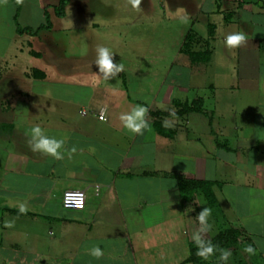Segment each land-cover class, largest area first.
<instances>
[{
    "label": "crops",
    "instance_id": "1",
    "mask_svg": "<svg viewBox=\"0 0 264 264\" xmlns=\"http://www.w3.org/2000/svg\"><path fill=\"white\" fill-rule=\"evenodd\" d=\"M58 1L0 0V128L2 143L11 144L0 171V264H167L168 256L169 264H198L184 263L193 234L210 240L228 228L263 255L264 113L234 134L216 133L208 119L215 97L189 80L209 73L218 47L237 66L222 78L247 81L237 90L258 96L264 111V0H140L135 8L131 0H90L97 7L74 14L70 0L62 17ZM58 18L64 23L55 24ZM190 32L198 48L209 49L206 63L191 64L181 52ZM240 32L245 43L227 47L226 36ZM89 44L108 47L123 71L105 80L97 54L85 51ZM174 60L172 72L166 64ZM196 100L200 112L158 118ZM137 105L148 108L142 135L120 120ZM82 109L91 114L82 116ZM101 109L105 121L96 118ZM35 125L64 141L62 158L32 150ZM177 176L213 183L214 203L195 193L185 204ZM69 189L84 191L83 209L62 208ZM204 208L210 214L201 232L197 216Z\"/></svg>",
    "mask_w": 264,
    "mask_h": 264
},
{
    "label": "rangeland",
    "instance_id": "2",
    "mask_svg": "<svg viewBox=\"0 0 264 264\" xmlns=\"http://www.w3.org/2000/svg\"><path fill=\"white\" fill-rule=\"evenodd\" d=\"M70 3V2H69ZM86 8V7H97L96 5V1L91 2L90 0L87 2L86 0H71V4L68 5V9L69 12L73 13L75 11H73L74 9H81V8ZM55 22V21H54ZM60 23L63 24L64 21L60 20V18H58L55 22V24ZM154 33V32H153ZM177 33V31H176ZM170 34H174V31L172 32L171 28L168 26V41L170 40V42L172 41V43L175 42V36ZM202 36H205L206 33L202 32L201 33ZM45 41V45L48 44V39L44 40ZM156 44H158L159 42L157 40ZM63 46L61 44L60 47H57V49H63ZM96 45L94 44H89L87 46V48L85 49V51H87V53L89 54H93L96 55L97 54V46L95 48ZM49 47V46H48ZM65 47V46H64ZM160 47V46H159ZM163 49V48H162ZM175 48L169 46L168 48H166V52H168V56L169 59H171V56L173 55V52ZM73 50V49H71ZM180 51V48H179ZM178 52H176L177 54ZM182 54V53H181ZM98 55V54H97ZM213 57H211L210 59V64H209V68H208V72L205 77H200L195 75L193 78H191L189 80V86L191 88H194V86H198V90L200 94L202 95H210L212 94L213 97H215V99L212 101V105L214 106V111L212 113L209 112L208 114V119H210L211 121V130H214L216 133L220 132V130L223 129V131L225 132V134H234L236 133V129H238L239 125L244 122H250V120H253L254 117L258 116V115H262L264 113V111L262 112L259 109V102L258 100V96H251V95H246L241 93L239 90L245 86H247V81H240L237 78H230V79H223V74H229L232 75L234 74V69L237 67L235 62H233V60L230 59V54L228 55H224L223 53H220L219 48L217 47L215 49V52L213 53ZM259 59H260V63L262 65H264V41L262 42L261 45V53L259 55ZM34 64V63H33ZM37 65V64H35ZM156 64H152V69ZM179 65V62L174 60V62H168V64H166L167 67H169V71H176L178 68L177 66ZM165 66L164 63L161 64L160 69L158 68L157 72H159L160 70L163 71V67ZM261 68V73L264 72V66L260 67ZM224 72H229V73H224ZM127 82L131 83L132 80H126ZM137 81H145V80H135V83ZM251 82V81H250ZM249 82L250 86L251 83ZM207 84H210L211 88H209L207 86ZM232 86V87H231ZM229 87L232 88L230 92L229 91ZM153 85H149L147 87V89H152ZM212 88L214 89L213 91ZM211 89V90H210ZM214 92V93H213ZM194 94L192 93V89L190 90V94L188 96L189 99H194ZM193 97V98H192ZM245 120V121H242ZM247 124V123H246ZM1 129L0 128V171H2L3 166L5 164L6 161V154H5V150L7 149H11V144L9 143H2L3 138H1ZM234 132V133H233ZM229 134V135H230ZM217 139L219 140L220 137H218V135L216 136ZM11 151V150H10ZM13 151V149H12ZM201 200H203L201 198ZM218 226V225H217ZM224 226H220V228L222 229ZM219 229V228H216ZM219 230H216L215 235L218 234ZM1 232V229H0ZM248 244L246 240H240L239 245L237 247H234V254L231 251V255L228 258L227 262H222L219 257L220 255L216 254V255H211L210 257V264H215V263H222V264H236V262L238 260H246L247 258L253 259L252 257H254L256 264H264V254L262 255H256L253 252H249L247 251V249L249 248ZM170 259L172 260L173 257L172 256H168V262L167 264H169ZM159 264V263H158Z\"/></svg>",
    "mask_w": 264,
    "mask_h": 264
},
{
    "label": "clouds",
    "instance_id": "3",
    "mask_svg": "<svg viewBox=\"0 0 264 264\" xmlns=\"http://www.w3.org/2000/svg\"><path fill=\"white\" fill-rule=\"evenodd\" d=\"M132 6L138 7L140 0H131ZM181 20H185V16H180ZM246 41V36L243 32L228 34L225 38V44L229 48H235L243 45ZM97 58L95 64L98 66L99 73L103 74L105 80L116 77L118 73L123 71V66L113 62L114 52L108 47L97 48ZM148 108L142 105H137L129 113H123L120 120L124 128L134 134L142 135L144 130L149 127V121L146 119ZM167 124V121H165ZM64 141L49 137L44 134L43 129L39 125L31 128L29 144L34 152L39 151L49 154L57 159L62 158V153L59 151L62 148ZM74 151V149H73ZM21 211L24 208L21 207ZM210 210L204 208L197 216V220L201 226V232L206 231L208 227L207 218ZM194 243L197 245V255L207 259L214 253L215 246L210 241H205L199 233H194L192 237ZM247 251L252 252L249 247ZM93 254L99 255L100 249H94ZM231 255V250H224L221 252L219 259L222 262H227Z\"/></svg>",
    "mask_w": 264,
    "mask_h": 264
},
{
    "label": "trees",
    "instance_id": "4",
    "mask_svg": "<svg viewBox=\"0 0 264 264\" xmlns=\"http://www.w3.org/2000/svg\"><path fill=\"white\" fill-rule=\"evenodd\" d=\"M70 0H59L58 5L56 7V15L58 17H62L64 15V9L68 5ZM50 26L48 19L46 18V25L45 27L48 28ZM198 39L196 35L192 32L188 33L186 39L181 47V52L188 56L191 64H198V63H206L210 57V51L207 47H200L198 48L197 44ZM199 100L194 101L192 104H184L181 108H178L172 114H161L158 118H162L163 116H171V117H181L191 112H200V104ZM154 127L159 131L160 134H168L165 127L159 122H154ZM178 188L181 199L186 203H189L195 193H200L206 202L210 205L214 203V195L212 193L213 183L208 181H197L194 179L186 178L184 176H177ZM16 213V212H14ZM22 214V213H19ZM240 240H246V237L241 235V233L235 229L228 228L225 230H221L218 234L210 240L214 246L215 250L212 255H220L224 250H231L234 251V247L239 245ZM252 248V246H249ZM188 257L186 258L184 263H198V264H210L208 263L207 259H204L201 256H198L197 253V245L192 242L188 246ZM234 254V252H233ZM214 264V263H213ZM215 264H222V263H215ZM236 264H255V262L247 258L246 260H238Z\"/></svg>",
    "mask_w": 264,
    "mask_h": 264
},
{
    "label": "built area",
    "instance_id": "5",
    "mask_svg": "<svg viewBox=\"0 0 264 264\" xmlns=\"http://www.w3.org/2000/svg\"><path fill=\"white\" fill-rule=\"evenodd\" d=\"M82 116L91 114V112L82 109L79 112ZM96 118L99 121H105V110L101 109L97 114ZM85 204V193L80 189H69L65 190L61 197V206L65 210H81Z\"/></svg>",
    "mask_w": 264,
    "mask_h": 264
}]
</instances>
